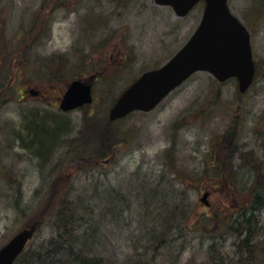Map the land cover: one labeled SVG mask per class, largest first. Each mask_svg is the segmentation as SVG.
I'll return each instance as SVG.
<instances>
[{
	"label": "rangeland",
	"instance_id": "obj_1",
	"mask_svg": "<svg viewBox=\"0 0 264 264\" xmlns=\"http://www.w3.org/2000/svg\"><path fill=\"white\" fill-rule=\"evenodd\" d=\"M228 3L251 32L259 69L253 86L240 94L236 79L219 83L197 72L153 111L113 123L117 149L84 169L78 156L97 154L100 139L93 132L106 129L115 100L188 41L205 5L182 18L155 0H0V248L36 222L50 186L66 176L67 196L81 195L96 207L90 215L102 221L96 236L117 264L138 258L153 226L178 204L185 217L177 220H187L156 249L154 264H237L240 236L223 225L251 198L254 179L245 166L258 158L264 167V0ZM92 74L98 76L95 101L62 112L66 87ZM27 88L42 93L21 96ZM40 120L55 130H34L37 144L49 146L38 150L31 125ZM228 130L241 156L226 151ZM218 162L238 169L237 179L214 172ZM59 206L60 200L53 211ZM252 216L264 238V206ZM214 218L222 225L215 227ZM55 234L45 218L32 244Z\"/></svg>",
	"mask_w": 264,
	"mask_h": 264
},
{
	"label": "trees",
	"instance_id": "obj_2",
	"mask_svg": "<svg viewBox=\"0 0 264 264\" xmlns=\"http://www.w3.org/2000/svg\"><path fill=\"white\" fill-rule=\"evenodd\" d=\"M258 75L259 69L257 65ZM44 123L45 121L40 120L31 125V132H33L31 140L38 150L47 148L48 144L45 145L41 141L37 144L35 141L37 138L34 136H37L36 132L38 130H49L47 131L49 134V132H52L51 130H55ZM58 126L55 127L56 130H60ZM112 129L113 125L109 121H107L106 129L95 128L93 135L100 139L99 150H96L97 154L92 157L79 155L78 162L80 166L87 169L92 167L91 165H97V162L104 155L113 153V150L117 149L121 141L117 132ZM234 134L232 130H228L224 134L225 136L223 135L228 142L226 143V151L228 150L232 156L237 154L241 156ZM49 136L52 137L53 134ZM214 167V172L218 168L219 172H217L225 181L229 178L237 179L239 175L238 169L232 166L227 167L226 164L219 166L218 162V166L215 165ZM245 167L248 172H251L250 175L254 179L250 184L251 193L248 194V198H251L248 199L246 204L244 200L240 209L229 215V219L226 222L229 221L230 224L223 225V228L229 234L240 236V247L237 245V253H240V260L236 262L237 264H264V238L259 237L258 228L252 216L264 206V167L258 158ZM64 180L65 183L63 184H60L61 180H59L50 186L51 193L48 197L47 207L44 212L38 214V219L36 220L44 221L45 218L49 217L50 224L54 227L56 234L46 243L29 244V248L17 259L15 264H117L114 257L109 255V251L107 252L104 249V245L100 243L99 237L96 236L100 233L102 226V221L90 218V215L96 211V207H93L87 201V198L83 199L81 195L70 199L65 193L67 186L70 184V179L65 176ZM59 200L61 206L53 211ZM180 206L178 204L171 207L170 214L162 217L161 224L153 226L151 238L144 246V251L138 252L137 255L139 257H134V260H130L131 264H154L153 259H156L157 256L155 254L156 249L167 246L168 242H170L168 236L172 232L171 230L178 229L177 231H181V227L187 220L184 219V213H177ZM186 208L189 210L188 206ZM109 209H112L111 206H109ZM179 216H184V220H177ZM213 221L215 227L222 225L217 218H214ZM195 224L202 228L205 227V225H199L198 219ZM199 230L201 233L203 232L201 228ZM151 249H153V253H151ZM177 263L178 261L175 259L170 262V264Z\"/></svg>",
	"mask_w": 264,
	"mask_h": 264
},
{
	"label": "water",
	"instance_id": "obj_3",
	"mask_svg": "<svg viewBox=\"0 0 264 264\" xmlns=\"http://www.w3.org/2000/svg\"><path fill=\"white\" fill-rule=\"evenodd\" d=\"M200 1H205V9L196 31L172 58L159 68L143 73L122 93L110 110V121L136 110H153L198 71H208L221 82L236 77L241 93L251 87L256 75L251 35L230 10L228 0H155V3L171 6L177 16L184 17ZM94 79L92 76L73 81L62 99L61 108L68 111L92 103ZM207 195L204 194L202 201ZM37 229L38 222H35L8 241L0 249V264H14Z\"/></svg>",
	"mask_w": 264,
	"mask_h": 264
},
{
	"label": "flooded vegetation",
	"instance_id": "obj_4",
	"mask_svg": "<svg viewBox=\"0 0 264 264\" xmlns=\"http://www.w3.org/2000/svg\"><path fill=\"white\" fill-rule=\"evenodd\" d=\"M31 89H33V88H29V89H28V88H27V89H23V90L21 91V93H20V94H21V96H24V95H25V93H26L27 91H29V92H30V90H31ZM34 89H35V88H34ZM37 91L39 92V94H41V93H42V92H41L40 90H38V89H37ZM62 96H63V94H62ZM62 96H60V97H62ZM60 99H61V98H60Z\"/></svg>",
	"mask_w": 264,
	"mask_h": 264
}]
</instances>
